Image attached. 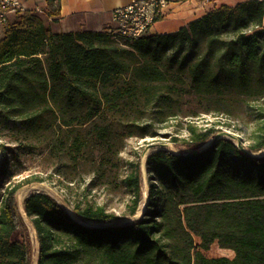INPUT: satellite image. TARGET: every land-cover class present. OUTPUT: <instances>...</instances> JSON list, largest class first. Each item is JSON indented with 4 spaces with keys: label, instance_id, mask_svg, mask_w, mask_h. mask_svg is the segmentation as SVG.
Listing matches in <instances>:
<instances>
[{
    "label": "trees",
    "instance_id": "16d2710c",
    "mask_svg": "<svg viewBox=\"0 0 264 264\" xmlns=\"http://www.w3.org/2000/svg\"><path fill=\"white\" fill-rule=\"evenodd\" d=\"M58 3L49 12L51 17L59 14ZM113 35L53 33L39 14L19 15L0 39V118L8 113L21 124L42 127L49 107L47 92L55 81H64L79 93L95 91L99 85L111 104L138 94L148 97L152 87L167 81L158 66L162 55L195 47L197 55L181 62L194 92L221 100L240 97L256 119L245 148L252 153L264 148L263 0L213 6L174 32L121 38L130 49L112 45ZM45 47L46 70L39 56ZM108 88L109 92L103 91ZM220 132L215 126L197 129L190 124L184 150H158L147 156L149 210L132 222L116 223L118 218L100 206L73 205L77 218L100 223L86 227L47 193L30 194L23 200V209L36 233L37 264H264V157L243 153L226 138L194 152ZM86 144V138L75 133L69 155L84 156ZM7 161L3 153L0 179L7 173ZM156 180L174 188L166 194L161 213L155 209ZM37 182L41 181L36 177L24 178L0 189V264L32 263L30 233L15 196L22 187ZM124 184L133 193L126 217H133L142 186L139 163ZM160 228L164 236L180 233L184 239L183 233L189 239L177 253L169 254L156 235ZM190 234L200 238L201 249L217 241L233 250L234 257L191 253Z\"/></svg>",
    "mask_w": 264,
    "mask_h": 264
},
{
    "label": "rangeland",
    "instance_id": "374dc122",
    "mask_svg": "<svg viewBox=\"0 0 264 264\" xmlns=\"http://www.w3.org/2000/svg\"><path fill=\"white\" fill-rule=\"evenodd\" d=\"M42 13L39 15L53 33L55 17L50 11L57 8V0H38ZM205 1V0H203ZM233 3L236 0H220ZM220 2L205 3L207 11ZM31 6V5H29ZM167 11V10H166ZM172 12L170 10L169 14ZM166 14V13H165ZM168 13L165 15L167 16ZM163 16V17H165ZM163 17L161 19H163ZM156 27H162L169 20H159ZM111 33L109 31H100ZM110 42L114 46L130 49L121 38L113 35ZM202 48V44L199 46ZM47 47L40 58L46 70ZM198 53L197 48L164 53L158 66L165 71L167 81L152 87L151 94L145 97L126 98L111 104L102 95V87L96 90L75 92L64 81L51 83L48 90V106L42 127L35 128L25 124L8 113L0 118V159L5 153L7 173L0 179V189L24 178L36 177L41 182L22 187L18 196L25 199L29 194L40 191L54 198L66 211L73 205L100 206L112 213L117 222H132L144 217L148 208L149 184L147 173L142 172V164L155 149L164 148L173 153L185 149L188 125L197 129L215 126L225 137L247 145L251 140L256 119L240 97L231 95L228 99L207 98L197 95L186 75V65ZM111 88L104 89L108 91ZM93 110L89 111V108ZM81 133L87 140L84 156L74 159L69 155V145L75 133ZM151 145L153 148H151ZM139 163L142 178L140 201L136 214L126 217L133 193L124 184L125 177ZM155 209L164 210L166 194L169 189L160 180ZM23 199V200H24ZM18 205V203H17ZM20 213V212H19ZM21 215V214H20ZM28 227L32 244V263H36L38 243L29 219L21 216ZM156 219L160 220L159 217ZM156 233L166 251L177 253L188 241V236L167 237L163 228ZM181 235V234H180ZM193 253L202 252L207 258L227 257L232 259L234 251L221 246L217 241L208 249H201L199 237L190 234Z\"/></svg>",
    "mask_w": 264,
    "mask_h": 264
},
{
    "label": "crops",
    "instance_id": "0c3cea01",
    "mask_svg": "<svg viewBox=\"0 0 264 264\" xmlns=\"http://www.w3.org/2000/svg\"><path fill=\"white\" fill-rule=\"evenodd\" d=\"M27 5L42 6V2L38 0H25ZM131 0H59L58 16L55 17V28L58 33L77 32V31H109L114 28L111 12L116 7L126 5ZM220 2L218 5H235L245 0H236L233 3L214 0ZM264 1V0H263ZM208 0H186L171 1L166 11L167 16L160 20H169L162 27H156L160 21L154 22L149 34L170 33L185 26L188 22L202 16L205 11L203 7ZM170 10L172 12L169 14ZM165 14V15H166Z\"/></svg>",
    "mask_w": 264,
    "mask_h": 264
},
{
    "label": "built area",
    "instance_id": "2783aa9c",
    "mask_svg": "<svg viewBox=\"0 0 264 264\" xmlns=\"http://www.w3.org/2000/svg\"><path fill=\"white\" fill-rule=\"evenodd\" d=\"M170 0H131L111 12L114 28L109 30L119 38L136 39L149 32L156 19L165 16ZM25 12L41 14L38 6L31 7L25 0H0V39L13 21Z\"/></svg>",
    "mask_w": 264,
    "mask_h": 264
},
{
    "label": "water",
    "instance_id": "95a60500",
    "mask_svg": "<svg viewBox=\"0 0 264 264\" xmlns=\"http://www.w3.org/2000/svg\"><path fill=\"white\" fill-rule=\"evenodd\" d=\"M218 138H226V139H228V140H230V141H232L237 147H238V149L241 151V152H243V153H246V154H248V155H250V156H252V157H264V153H263V156H261V155H258V152L257 153H252V152H249V151H247V149L245 148V145H243L242 143H240V142H238V141H235V138H233V137H231V136H227V137H225L222 133H218L216 136H214L212 139H210L206 144H204L202 147H200L199 149H197L196 151H194V152H198V151H201V150H203V149H205V148H207L214 140H216V139H218ZM152 146H155V145H151V148H153ZM158 150H167V149H164V148H158V149H155V151H153V152H156V151H158ZM152 152V153H153ZM146 161V160H145ZM144 172H145V174H146V163L144 162ZM142 172H143V168H142ZM20 190V189H19ZM18 190V191H19ZM40 191H35V192H33V193H39ZM33 193H31V194H33ZM30 195V194H29ZM28 195V196H29ZM27 196V197H28ZM26 198V197H25ZM17 207H18V205H17ZM18 211L20 212V210H19V207H18ZM23 211H24V209H23ZM67 213L71 216V217H73L77 222H79L80 224H82V225H84V226H86V227H94V226H99L100 225V223H94V222H88V221H83V220H81V219H79V218H77L74 214H73V212L71 211V212H68L67 211ZM20 214H21V216H23L22 215V213L20 212ZM24 214H25V212H24ZM25 217L27 218V216H26V214H25ZM116 223H118L117 221H115ZM110 224H112V223H110ZM32 226V225H31ZM33 228V227H32ZM33 231H34V233H35V230H34V228H33ZM35 235H36V233H35ZM38 253H39V249H37V258H36V263L35 264H37V260H38Z\"/></svg>",
    "mask_w": 264,
    "mask_h": 264
},
{
    "label": "bare ground",
    "instance_id": "6f19581e",
    "mask_svg": "<svg viewBox=\"0 0 264 264\" xmlns=\"http://www.w3.org/2000/svg\"><path fill=\"white\" fill-rule=\"evenodd\" d=\"M263 153H264V148H263L261 151L258 152V155L263 156ZM142 168H143V174L145 175V172H144V171H145V170H144V162H143V164H142ZM22 190H24V189H22ZM22 190H20L19 193H22V192H23ZM23 199H24V197H23L22 195H19V196H18V201H17V203H18V207H19L20 212H21L22 215L25 217V214H24V211H23Z\"/></svg>",
    "mask_w": 264,
    "mask_h": 264
}]
</instances>
